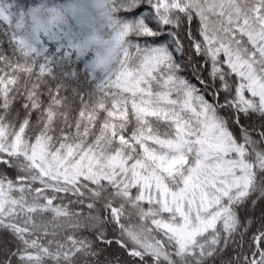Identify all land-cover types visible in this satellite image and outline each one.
Listing matches in <instances>:
<instances>
[{"label":"snow or ice","instance_id":"6c2138e0","mask_svg":"<svg viewBox=\"0 0 264 264\" xmlns=\"http://www.w3.org/2000/svg\"><path fill=\"white\" fill-rule=\"evenodd\" d=\"M110 12L125 51L74 123L62 88L40 99L48 69L0 59V165L17 174L0 170V264H209L233 246L229 264H264V0Z\"/></svg>","mask_w":264,"mask_h":264},{"label":"trees","instance_id":"16d2710c","mask_svg":"<svg viewBox=\"0 0 264 264\" xmlns=\"http://www.w3.org/2000/svg\"><path fill=\"white\" fill-rule=\"evenodd\" d=\"M68 1L69 0H0V59L8 63L27 64L37 71L41 68L48 69L46 73L47 84L43 85L40 89V99L46 107L50 102L48 89H55V87L62 88L60 95L66 100L69 118L74 123L83 107L80 98H84L85 101L97 98L101 94V88L106 82L108 73L93 68L91 65L94 57L93 49L89 48V50L83 51V47L77 44V37L70 40L67 37L68 33L58 32V38L42 34L41 41L33 44L24 40L25 36L31 35L32 33V26L34 24L33 12L39 9H42L43 12L45 10L50 11L51 9H57L62 3L67 5ZM145 10V5H141L139 8L131 11L122 9L117 13L118 16L115 18L130 21L142 14ZM109 13L111 19H113L112 13L110 11ZM44 19H46V17H44ZM197 22L198 21L194 19L193 27H195ZM110 32H112V29ZM130 39L140 43H143L145 40L149 43H159L164 37H130ZM183 75L192 79L193 83H197V81L192 78L190 72H184ZM24 79V75L21 74V81ZM34 79L35 77H33V80ZM209 99H211V97H209ZM24 102L23 96L17 101H14L12 113H19V116L22 117V104ZM129 112L131 113L130 106ZM100 116L103 118L104 113L101 112ZM36 119L37 113L33 112L32 122L34 123ZM18 122L19 120L17 123ZM99 123L100 121L98 120L97 126H99ZM0 170L6 172L8 178L13 180L16 179L17 174L15 170L7 168L5 165H0ZM85 211H87V209H85ZM254 215L257 217L260 215L259 208ZM257 226L258 224H254L245 237L246 242L243 247L245 254L249 251V237ZM82 234L91 236L89 232H84ZM0 239L11 241L12 237L8 233H3L0 235ZM9 247H12L10 243ZM238 251L239 249L235 246L225 249L220 257L215 260H210L209 264H229V261L237 255ZM106 255H109L110 258L118 256L120 259H127L123 250L115 245L108 250ZM101 259H103V257H101Z\"/></svg>","mask_w":264,"mask_h":264},{"label":"rangeland","instance_id":"374dc122","mask_svg":"<svg viewBox=\"0 0 264 264\" xmlns=\"http://www.w3.org/2000/svg\"><path fill=\"white\" fill-rule=\"evenodd\" d=\"M74 0H69L67 5L61 4L57 9L62 11L65 14V18L63 22L50 24L46 27L40 28L36 25L37 16L44 18L48 17L49 11L45 10L43 12L42 9L33 12V26L31 35H27L24 37V40L28 43H37L41 41V35L46 34L49 37H59L58 32L68 33L67 37L72 40L77 37V44L83 47V51L89 50V48L93 49L94 57L92 59L91 65L93 68L95 67L96 62V50L94 47H90L87 43L89 35L95 31L102 35L105 39H109L112 36L111 26L112 19L110 13L108 12L107 18L98 10H92L89 13L87 18L76 16L71 14L70 7L73 4ZM56 28H55V27Z\"/></svg>","mask_w":264,"mask_h":264},{"label":"clouds","instance_id":"9594fccd","mask_svg":"<svg viewBox=\"0 0 264 264\" xmlns=\"http://www.w3.org/2000/svg\"><path fill=\"white\" fill-rule=\"evenodd\" d=\"M98 10L107 18L110 11V0H74L70 7L71 14L87 18L92 10ZM65 14L58 9H51L46 19L37 16V27L43 28L50 24L63 22ZM118 29L112 25V36L105 39L98 32L93 31L87 40L90 47L96 50L95 67L98 71L109 72L116 65L125 51L126 44L117 36Z\"/></svg>","mask_w":264,"mask_h":264}]
</instances>
